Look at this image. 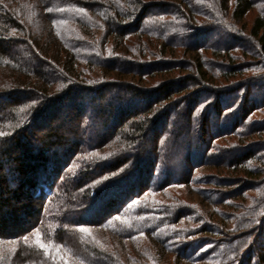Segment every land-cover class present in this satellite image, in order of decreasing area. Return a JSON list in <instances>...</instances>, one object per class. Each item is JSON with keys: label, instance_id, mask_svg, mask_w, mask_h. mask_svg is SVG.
Returning a JSON list of instances; mask_svg holds the SVG:
<instances>
[{"label": "trees", "instance_id": "obj_1", "mask_svg": "<svg viewBox=\"0 0 264 264\" xmlns=\"http://www.w3.org/2000/svg\"><path fill=\"white\" fill-rule=\"evenodd\" d=\"M83 98L115 144L65 175L95 150ZM2 100L0 240L36 219L50 237L21 239V262L264 264V0H0ZM59 170L68 180L36 196ZM154 179L170 203H130ZM99 197L126 218L101 243L80 230Z\"/></svg>", "mask_w": 264, "mask_h": 264}, {"label": "rangeland", "instance_id": "obj_2", "mask_svg": "<svg viewBox=\"0 0 264 264\" xmlns=\"http://www.w3.org/2000/svg\"><path fill=\"white\" fill-rule=\"evenodd\" d=\"M2 74V73H1ZM90 99L89 98H83V100L81 101V103L85 104L86 105V108L82 110L83 112V115L85 116V118H83L82 120V126H81V130L83 129V131H87L88 134L87 136L85 137V144L87 143L88 147H95V150L92 152V151H88L87 153L85 151L86 148L82 147L83 148V152L81 154H78L76 156V158H74V163L71 165V167L66 171V174L67 173L70 175V174H74L76 173L77 169L76 167H79L81 165V162L84 161V158L86 156H84L85 154L88 155L89 158H100L101 156H103L104 154V148H105V145L108 143H110V145L112 144H115V142L113 141H109V142H101V140L99 141L96 137V134L100 133V132H111L112 129L110 127H107L106 129L103 128L104 126H102V123L100 121V118H97L95 117L97 112L95 110V105L98 104L97 102H90L89 101ZM96 100V99H95ZM114 100H111L109 99L108 96H106L105 98L102 99V102L103 104H111V102H113ZM3 104V100L2 102H0V107L1 105ZM71 104V102H70ZM68 108V111L70 109V106L68 105L67 106ZM67 110V109H66ZM95 112V113H94ZM89 113V114H88ZM91 113L95 116H92ZM87 114V115H86ZM255 116H262L261 114L257 113L255 114ZM73 121L74 123L77 124L78 121L80 120H77L78 117H73ZM76 119V120H75ZM73 123V125H74ZM210 123V122H209ZM75 124V125H76ZM213 126H215L214 123H212ZM207 129L209 130L210 126H206ZM215 127H212V129H210V132L211 131H215L214 130ZM86 133V132H85ZM106 134V133H105ZM91 143V144H89ZM101 155V156H100ZM79 162V163H78ZM75 164V166H74ZM64 180H68V178L62 176L61 178V175H60V170H59V173L55 175L54 179L52 182H49V183H43L41 186H37L36 187V190H35V195L39 197H42V198H45L46 196H49L51 195V193L55 194L59 189V185L61 186L63 184V181ZM162 182V183H161ZM164 180L163 181H156L155 179L150 182L149 184V192L146 193V196H142L140 199L141 200H137L136 199V196H134L132 198V202L130 203H133V204H136L137 202H139L141 204V201L143 199V203H144V198L152 203V202H155V201H160V200H164L166 201L167 203H170L169 200H165L166 199V196L165 194L167 193V195H171V192H169V189H165L164 187H161L162 184H163ZM40 187V188H39ZM42 195V196H41ZM149 195V196H148ZM168 195V196H169ZM51 197V196H50ZM108 198H104V197H99V199L97 200V203H94L92 204L94 207L91 206V209L87 210L88 211V214L90 215L89 217V222H83L84 224H82L80 230H82L84 232V234H87L88 236H90L92 239H94V241L96 242H104L106 239L108 238H113V234L111 233L112 231H109L108 228L111 230L113 229L112 226L114 227H117L118 224H124V221H125V217L124 216H112L113 214L111 213H108L105 215L107 207L108 205H106L105 203L107 202ZM41 200V199H40ZM120 202V200H119ZM122 202V200H121ZM129 203V204H130ZM163 203V202H162ZM31 207L30 210L34 211L35 208H37V204H38V200L37 199H32V202H29L28 203ZM105 204V205H104ZM128 204V203H127ZM126 204V205H127ZM119 207H121L120 205L121 204H118ZM143 204H141L142 206ZM125 206V204L123 205ZM156 207V206H154ZM211 210V208H209ZM44 211V209H43ZM158 211H161V209H159ZM43 213H46V211H44ZM94 213H97V215L95 214V216L93 215ZM156 216H161L163 218H167L168 217V206L165 207L160 213L156 214ZM241 216V215H240ZM243 216V215H242ZM98 217L100 218L99 221H96V219H98ZM102 217V218H101ZM244 217V216H243ZM95 219V220H94ZM161 219V218H159ZM33 217H31L28 221L29 223L33 222ZM39 221V220H38ZM100 221H105V224H107V226H97L98 222ZM36 222H37V219H36ZM35 222V223H36ZM34 223V224H35ZM34 224H32L31 226H29L27 229H28V233L24 236V237H21L20 239H4V240H0V264H35V263H31V262H21V256L19 255V250H20V243H21V239L27 244V245H33V246H38L40 247V245H44L45 247V243L46 241H49L50 240V237H49V234H48V231L46 230V226H48V224H45V222L43 223V221L40 223V224H36L34 226ZM46 225V226H45ZM18 224H12L8 227L7 231H10V230H15L16 228H18ZM50 229V227H49ZM51 231V229H50ZM144 236L143 234H141L140 237ZM109 240V239H108ZM113 242V245L116 244V247L120 249V247L122 246L123 248H129L131 246H133L134 244H132L130 241H119L118 238H116L115 240L112 241ZM123 243V244H122ZM69 246V245H68ZM55 248L56 249V253H57V256L58 257H62V260L63 261H69L71 259V257L69 255H67V252L69 251L68 247H66L65 245H56L54 246L53 243H50V244H47L46 245V248ZM124 253H126V251H124ZM18 255V256H16Z\"/></svg>", "mask_w": 264, "mask_h": 264}, {"label": "snow or ice", "instance_id": "obj_3", "mask_svg": "<svg viewBox=\"0 0 264 264\" xmlns=\"http://www.w3.org/2000/svg\"><path fill=\"white\" fill-rule=\"evenodd\" d=\"M40 247H44V245L41 244Z\"/></svg>", "mask_w": 264, "mask_h": 264}]
</instances>
